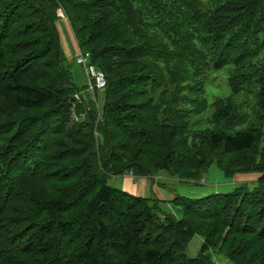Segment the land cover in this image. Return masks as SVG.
Here are the masks:
<instances>
[{"label":"trees","instance_id":"16d2710c","mask_svg":"<svg viewBox=\"0 0 264 264\" xmlns=\"http://www.w3.org/2000/svg\"><path fill=\"white\" fill-rule=\"evenodd\" d=\"M59 9L105 77L95 96L72 81ZM263 50L264 0H0V264H215L211 249L264 264ZM225 67L231 93L196 127L208 74ZM212 166L259 176L176 193L179 215L107 182L201 184Z\"/></svg>","mask_w":264,"mask_h":264},{"label":"rangeland","instance_id":"374dc122","mask_svg":"<svg viewBox=\"0 0 264 264\" xmlns=\"http://www.w3.org/2000/svg\"><path fill=\"white\" fill-rule=\"evenodd\" d=\"M60 21H61V19L56 22V26H57V29L59 31V34H61V37H63V31H62V29L60 30V25H61ZM65 22L68 23L66 16H65ZM66 26L68 28L70 35L74 39L73 32L69 26V23L66 24ZM74 41H75V39H74ZM62 44H63V42H62ZM75 45H76V43H75ZM76 49H77V54L75 56L71 55V57H69L70 59H68L70 69H71L72 81L77 86V88H81L82 86L85 85L87 88V92L88 93L90 92L92 94V91H93V94H94V90H96V88H95L96 75L95 74L97 72H99V70H97L93 65L90 64V59L87 60L85 64L79 65L80 63L77 62V57L80 53H84V52H82L77 45H76ZM62 50L65 51V55L68 53L66 44H65V49H64V44L62 45ZM262 54H264V50H263ZM228 74H229L228 67H225V68L218 70V71H211L208 74V81L206 84L205 96L209 102V105H208L207 109L204 110L202 113L191 114L189 116L190 123L196 122V127H213V123H210L207 120V118L210 117V115L213 111V108L211 106V102L215 96L225 97V96L230 95L231 90H230V88L228 86V82H227ZM103 78L105 80L104 75H103ZM104 84H105V82H104ZM99 89H100L99 91H101V88H99ZM87 92L83 90L81 94L83 96H85L87 94ZM78 96H79V94H78ZM94 96H95V94H94ZM233 100L237 104L244 103L241 105V107L239 109L247 110V111L252 110L254 103H255V98H254L252 93L249 95L243 94V93L238 94L236 96H233ZM98 103L99 104L101 103L100 99H99ZM212 168L215 169L216 167L212 166ZM112 177H114V176L108 175L107 176V182H108V184L115 186L116 181H115V178H112ZM228 178L233 179V176L228 177ZM160 179H161V177L159 176L157 178V180L162 181ZM173 180L175 181L174 185H176L178 183L180 184V182L177 179L173 178ZM166 182L169 183V181H166ZM190 185H192V187H195L196 189H202V188L208 186V181L206 183L205 182L201 183V184L192 183ZM237 186H241V184H239ZM245 187L251 188V185L247 184V185H245ZM232 189L233 188H228V189L221 188L218 191H214V192H229ZM210 193H213V192L207 191L206 193H202V194H194V195L188 194V196L197 198V197L205 196V195L210 194ZM167 204H168L167 208L163 207L164 209H166L167 211L174 212L176 214L179 213V208H180L179 205L172 204L170 202H168ZM202 243H203V238L200 235H194L187 245V249H186L187 255L195 256L200 251ZM210 253H211V255L215 261V264H232L229 260H227V258L224 255L218 253L215 249H211Z\"/></svg>","mask_w":264,"mask_h":264},{"label":"crops","instance_id":"0c3cea01","mask_svg":"<svg viewBox=\"0 0 264 264\" xmlns=\"http://www.w3.org/2000/svg\"><path fill=\"white\" fill-rule=\"evenodd\" d=\"M60 20V19H59ZM58 20V21H59ZM60 30L63 31V37L60 36L61 47L64 44L67 46L68 53L65 55L67 59H70L71 55L77 54L76 49V41H74L73 37L70 35L68 28L65 22V18H61L60 21ZM59 32V31H58ZM74 36V35H73ZM63 40V41H62ZM63 42V44H62ZM65 54V51H63ZM115 178L116 185H112L114 187L121 188L123 191L128 192L134 196L139 197H155L159 200L165 202L166 204L174 198V195L180 194L184 196H188V194H202L206 193L207 191H218L221 188L228 189L234 188L239 184L249 183L252 185L254 183L259 174L257 173H237L233 175V179H229L225 177V175L217 168H209L206 173L203 175L205 181H208V186L202 189H196L192 187L190 184H182L178 183L176 185L173 177H169L164 173H158L157 175L150 177V176H136L133 174H119V175H111ZM161 177L159 181L157 180L158 177ZM166 181H169L167 183ZM190 197V196H189ZM194 198V197H192Z\"/></svg>","mask_w":264,"mask_h":264},{"label":"built area","instance_id":"2783aa9c","mask_svg":"<svg viewBox=\"0 0 264 264\" xmlns=\"http://www.w3.org/2000/svg\"><path fill=\"white\" fill-rule=\"evenodd\" d=\"M59 14L63 15L62 12L60 11ZM87 60H89L88 52L80 53L77 57V62L82 65L85 64ZM95 75H96V86L98 88H101L104 85L103 74L101 72H97ZM75 96L78 97L77 94ZM124 174H131V172H125Z\"/></svg>","mask_w":264,"mask_h":264},{"label":"clouds","instance_id":"9594fccd","mask_svg":"<svg viewBox=\"0 0 264 264\" xmlns=\"http://www.w3.org/2000/svg\"><path fill=\"white\" fill-rule=\"evenodd\" d=\"M86 52H87V51H86ZM99 72H100V71H99ZM104 82H105V80H104ZM103 86H104V85H103ZM103 86H102V87H103ZM102 87H101V88H102Z\"/></svg>","mask_w":264,"mask_h":264},{"label":"water","instance_id":"95a60500","mask_svg":"<svg viewBox=\"0 0 264 264\" xmlns=\"http://www.w3.org/2000/svg\"><path fill=\"white\" fill-rule=\"evenodd\" d=\"M104 79V78H103Z\"/></svg>","mask_w":264,"mask_h":264}]
</instances>
